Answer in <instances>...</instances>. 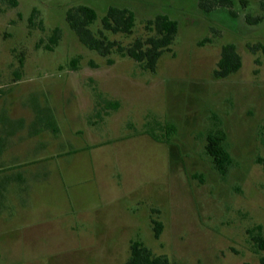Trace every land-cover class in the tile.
Segmentation results:
<instances>
[{
  "label": "rangeland",
  "instance_id": "374dc122",
  "mask_svg": "<svg viewBox=\"0 0 264 264\" xmlns=\"http://www.w3.org/2000/svg\"><path fill=\"white\" fill-rule=\"evenodd\" d=\"M14 1L0 0V264H125L135 240L171 264H259L262 0L207 13L199 0ZM79 5L96 12L94 33L109 7L133 12L131 34L104 32L123 48L168 16L170 51L153 72L114 50L99 56L65 20ZM226 43L242 65L216 79ZM41 116L49 129L34 125ZM216 130L231 159L223 175L204 150Z\"/></svg>",
  "mask_w": 264,
  "mask_h": 264
},
{
  "label": "trees",
  "instance_id": "16d2710c",
  "mask_svg": "<svg viewBox=\"0 0 264 264\" xmlns=\"http://www.w3.org/2000/svg\"><path fill=\"white\" fill-rule=\"evenodd\" d=\"M11 4L15 5L14 0ZM261 9L264 10V0L260 2ZM232 6L231 0H199V7L204 12H210L215 8L229 9ZM247 23L257 25L261 22V17H245ZM65 20L75 34L78 41L87 49L96 52L101 57L108 56L112 50L133 60L142 70L153 72L156 64L166 52L170 51V46L177 33V22L168 16L159 14L152 20L146 22L145 28L149 33L144 39L134 40L130 46L123 48L109 41L104 32L110 34H131L134 27L135 17L133 12L125 8L109 7L100 19L101 30L92 32L91 26L97 20L96 12L84 5L70 8L65 13ZM58 40V31L52 33L49 42L55 45ZM47 49H50L48 47ZM251 52H255V47H250ZM241 57L233 44L226 43L221 46L219 58L212 75L216 79H225L239 71L241 68ZM49 110L45 109L47 113ZM49 113V112H48ZM47 113V114H48ZM41 117L35 118L36 126L50 128V124L41 121ZM55 132L54 129L51 130ZM153 139H156L152 136ZM204 147L206 155L211 159L215 170L223 175L230 165L231 159L224 146L225 136L220 130L209 133L206 136ZM257 164L264 171V158H258ZM151 229L154 239H158L162 225L156 220H151ZM250 240L256 251L262 254L259 256V264H264V236L260 226L254 228L250 234ZM125 264H171L166 256L154 255L141 241H131L129 245V256Z\"/></svg>",
  "mask_w": 264,
  "mask_h": 264
}]
</instances>
